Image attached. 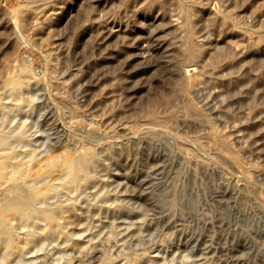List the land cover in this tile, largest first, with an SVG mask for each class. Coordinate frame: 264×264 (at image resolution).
Segmentation results:
<instances>
[{
    "label": "rangeland",
    "instance_id": "obj_1",
    "mask_svg": "<svg viewBox=\"0 0 264 264\" xmlns=\"http://www.w3.org/2000/svg\"><path fill=\"white\" fill-rule=\"evenodd\" d=\"M0 96L31 178L94 161L37 206L72 202L76 242L15 220L0 264H264V0H0Z\"/></svg>",
    "mask_w": 264,
    "mask_h": 264
},
{
    "label": "bare ground",
    "instance_id": "obj_2",
    "mask_svg": "<svg viewBox=\"0 0 264 264\" xmlns=\"http://www.w3.org/2000/svg\"><path fill=\"white\" fill-rule=\"evenodd\" d=\"M27 60L30 64L31 58L27 56ZM28 69L27 67L25 68L26 73H28ZM7 82L10 87L8 91L6 90L5 92H8V100L10 99L11 102H14L12 103L13 106L19 107L21 103L28 101V98L22 93V89L26 85V81L23 77L12 75L8 78ZM4 104L0 101V110L2 111L4 108H7ZM63 104L64 103H62V105ZM68 110H66V112ZM21 127L23 128V126ZM19 130L20 131L16 133V137L22 140L24 137L23 131L21 132V128ZM9 135L8 132L0 129V188L4 191V198L0 202V252L5 256H10L13 253L15 244L14 231L16 232L13 222L15 220H19L24 224H29L34 219L43 221L48 226L44 231L45 234L61 235L65 241L75 243L76 239L72 234L62 231V223L64 220L73 216L75 209L72 202H67L63 205H59V203H48V205H46L44 203L46 206L41 208L37 206L51 195H57L58 193L62 194L60 193L61 191L68 193L72 191V189L75 190L76 187L90 177L87 170L94 162L92 145L75 150L73 153L67 155L64 154L63 159L50 155L46 158L45 164L43 166L40 165L41 167L38 170V174H36L34 178H31V175H34V173L31 174V172L38 166V154L36 155L32 149H24V145L21 151H16L14 147L11 148V145H9ZM53 174L61 175V178L58 176L60 179L58 178L59 181L57 183L44 180V178L46 179L47 176ZM58 197H60V195H58ZM55 198H57V196ZM0 199H2V197ZM53 199L54 198L49 200ZM56 202H58V200ZM26 230L27 228H25V231ZM27 232L28 240H32L36 237V232L29 230Z\"/></svg>",
    "mask_w": 264,
    "mask_h": 264
}]
</instances>
